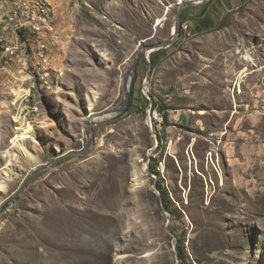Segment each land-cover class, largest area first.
Here are the masks:
<instances>
[{
	"label": "rangeland",
	"instance_id": "obj_1",
	"mask_svg": "<svg viewBox=\"0 0 264 264\" xmlns=\"http://www.w3.org/2000/svg\"><path fill=\"white\" fill-rule=\"evenodd\" d=\"M202 1L34 0L45 55L0 62V264H264V0Z\"/></svg>",
	"mask_w": 264,
	"mask_h": 264
},
{
	"label": "bare ground",
	"instance_id": "obj_2",
	"mask_svg": "<svg viewBox=\"0 0 264 264\" xmlns=\"http://www.w3.org/2000/svg\"><path fill=\"white\" fill-rule=\"evenodd\" d=\"M10 8H11L9 13L10 24H13V27H15V19L17 18L16 30H13L12 34L14 36L10 37L9 40L7 39V41L1 43V53H3V51L5 50H9L13 43V50L15 51V54L13 55L17 56L22 51V48L24 46L26 47L25 41H27V34H25L23 27H37V21L41 25H39L37 29L36 42L40 44H44L45 41L41 40V35L42 34L45 35V33L52 32L55 26V19L49 17V16H53L55 12L51 7H49L47 2L41 3V5L37 3L36 5L34 0H14V3ZM32 16L34 17V19H32ZM242 58L248 59L249 57L247 55ZM87 100H88V104L90 103L89 104L90 107L92 108L96 107L95 98L88 97ZM113 113L114 112H111L108 114H104L102 116L104 118L109 117L110 115H113ZM154 116H158V118H153L154 121L156 120L155 122L161 121L162 118L159 117L156 108L154 109Z\"/></svg>",
	"mask_w": 264,
	"mask_h": 264
},
{
	"label": "built area",
	"instance_id": "obj_3",
	"mask_svg": "<svg viewBox=\"0 0 264 264\" xmlns=\"http://www.w3.org/2000/svg\"><path fill=\"white\" fill-rule=\"evenodd\" d=\"M49 17L55 19V14H53V16H49ZM16 19H15V27H13L12 30H16ZM32 19H34L33 16H32ZM39 25H41V24L37 21V27H23L25 34H27V41H25V44L31 50H32V47L34 46L36 50H38L39 52H43L45 55V49L48 48V45L40 44V43L36 42V33H37V29H38ZM182 30L183 31L187 30V26L184 23L181 24V31ZM11 31L9 33V36H11ZM13 54H15V51L13 50V43H12L11 48L9 50L3 51L1 58H0V62L2 61V63H4V65H7V66L11 65L10 64V57H12ZM151 107H153V106H150V109L148 110V123L149 124H150L151 118H158V116H154V107L153 108H151Z\"/></svg>",
	"mask_w": 264,
	"mask_h": 264
},
{
	"label": "water",
	"instance_id": "obj_4",
	"mask_svg": "<svg viewBox=\"0 0 264 264\" xmlns=\"http://www.w3.org/2000/svg\"><path fill=\"white\" fill-rule=\"evenodd\" d=\"M206 0L202 1V2H199V3H204ZM185 4H197V3H193V2H185L184 4H181L179 6V10H178V15H177V19L175 21V24H174V30H173V33L171 35V37L167 40V41H164V42H161L159 44H157L155 46V49H161V48H164V47H168L170 45L173 44V42L177 39L178 35H179V31L181 29V13H182V9L184 7ZM141 51L137 54V58L136 60L134 61L133 63V67H135L136 63H137V60L139 58V56L141 55ZM129 79V76L127 75L126 76V79H125V89H126V93H125V104L122 108L118 109L117 111L118 112H121L122 110L125 109L127 103H128V98H129V94H128V88H126V83ZM116 111V112H117ZM116 112H114L113 114H115ZM85 132H86V135L88 136V129H87V126L85 127Z\"/></svg>",
	"mask_w": 264,
	"mask_h": 264
},
{
	"label": "trees",
	"instance_id": "obj_5",
	"mask_svg": "<svg viewBox=\"0 0 264 264\" xmlns=\"http://www.w3.org/2000/svg\"><path fill=\"white\" fill-rule=\"evenodd\" d=\"M156 104V103H155ZM155 104H153V106L155 105ZM131 105V104H130ZM155 106H157V104L155 105ZM130 107V106H129ZM162 108H160L159 110H161ZM128 110H129V108H126L125 109V111H124V113H126V112H128ZM162 112L160 113L161 114V116H162V125H163V128H165L167 125H168V119H167V115L164 113V111L163 110H161ZM157 139L158 140H161L162 139V136H158L157 135ZM161 194H162V197L164 198V200H165V202H166V207H167V209H171V206H170V204H171V202H170V200H168L167 198H168V193H167V191L165 190V189H163L162 191H161ZM184 252H185V249H184V246H181L180 248H179V250H178V257H179V259H180V264H185V258H184Z\"/></svg>",
	"mask_w": 264,
	"mask_h": 264
}]
</instances>
